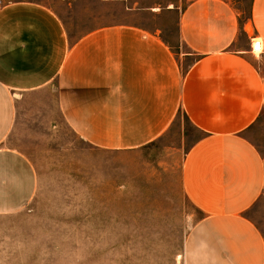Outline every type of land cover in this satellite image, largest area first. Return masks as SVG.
Segmentation results:
<instances>
[{"label":"crops","instance_id":"crops-1","mask_svg":"<svg viewBox=\"0 0 264 264\" xmlns=\"http://www.w3.org/2000/svg\"><path fill=\"white\" fill-rule=\"evenodd\" d=\"M96 1L110 16L77 35L47 0L0 6V206L34 188L5 147L30 96L55 92L64 121L107 151L139 150L183 113L202 133L182 161L202 213L184 264H264V0Z\"/></svg>","mask_w":264,"mask_h":264},{"label":"rangeland","instance_id":"rangeland-1","mask_svg":"<svg viewBox=\"0 0 264 264\" xmlns=\"http://www.w3.org/2000/svg\"><path fill=\"white\" fill-rule=\"evenodd\" d=\"M47 1L71 35L110 16L96 0L78 10ZM201 137L180 113L159 140L107 151L64 121L55 92L22 101L5 147L33 169L34 188L22 205L0 206V264H184L202 213L182 188V161Z\"/></svg>","mask_w":264,"mask_h":264},{"label":"built area","instance_id":"built-area-1","mask_svg":"<svg viewBox=\"0 0 264 264\" xmlns=\"http://www.w3.org/2000/svg\"><path fill=\"white\" fill-rule=\"evenodd\" d=\"M3 0H0V6L2 4ZM263 51V46H262V42L258 39H255L252 42V52L256 53V54H260Z\"/></svg>","mask_w":264,"mask_h":264}]
</instances>
